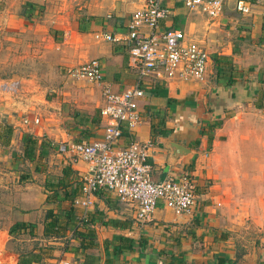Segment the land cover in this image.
<instances>
[{
  "label": "crops",
  "instance_id": "obj_1",
  "mask_svg": "<svg viewBox=\"0 0 264 264\" xmlns=\"http://www.w3.org/2000/svg\"><path fill=\"white\" fill-rule=\"evenodd\" d=\"M54 1L0 0V32L19 35L33 54L46 56L58 78L50 99L36 93L34 75L0 85V121L4 116L3 129L11 128L6 143L18 153L5 162L0 183L7 186L14 173L20 185L8 221H0V264H264V0H244L249 12L237 9L238 0H224L219 16L201 13V22L180 2L164 1L171 13L160 25L197 39L208 53L207 71L199 81L148 76L138 100L141 121L132 134L123 131L117 146L134 138L148 144L154 180L190 171L196 203L176 214L159 201L144 222L107 190L86 210L77 204L89 165L58 147L103 138V85L121 91L135 83L124 38L139 4ZM44 7L49 13L37 18ZM29 20L33 30L24 32L20 26ZM93 58L102 82L68 73ZM25 136L36 140L31 156ZM247 190L251 207L243 202ZM250 214L259 231L253 241L246 239Z\"/></svg>",
  "mask_w": 264,
  "mask_h": 264
},
{
  "label": "built area",
  "instance_id": "obj_2",
  "mask_svg": "<svg viewBox=\"0 0 264 264\" xmlns=\"http://www.w3.org/2000/svg\"><path fill=\"white\" fill-rule=\"evenodd\" d=\"M139 5L131 13L124 38L129 52L130 67L136 74L134 84L115 91L104 84L101 115L106 119L103 138L91 142L62 144L71 160L88 163L89 173L82 180L81 197L75 202L85 210L93 204L95 194L101 190L112 192L120 202L134 208L136 219L148 220L162 201L176 214L190 213L196 203V179L190 171L178 176L154 180L151 165L147 161L148 144L135 138L122 147L118 141L124 130L132 134L141 121L138 100L144 95V80L151 76L166 81H199L208 67V53L203 45L181 28L160 25L168 17L171 8L165 0H126ZM188 10L202 13L209 18L219 16L224 0H174ZM236 7L249 12L250 6L238 0ZM96 38L108 41L120 40L110 33H98ZM71 76L102 82L103 74L97 58L71 68ZM28 117L23 118L28 123ZM39 123V118H34ZM63 264H70L64 262Z\"/></svg>",
  "mask_w": 264,
  "mask_h": 264
},
{
  "label": "rangeland",
  "instance_id": "obj_3",
  "mask_svg": "<svg viewBox=\"0 0 264 264\" xmlns=\"http://www.w3.org/2000/svg\"><path fill=\"white\" fill-rule=\"evenodd\" d=\"M62 1L63 0L61 1L55 0L54 2H62ZM66 2H69V0H66ZM41 11H42V16L37 18L42 19L44 17V13L47 10L44 7L43 9H41ZM187 12H188L187 14H189L190 17L193 16L198 17L200 19V22L202 18L204 19V17H201L202 16L201 13H197L191 10H187ZM32 22L34 21H30V20L28 22L25 21L24 25L20 26L21 29L22 28L25 29L24 32L32 31L33 30L32 27L27 28L28 26L31 25ZM201 35L204 34L202 33ZM18 36L19 35H14L10 31L7 32V34H5V32H0V85L2 82L10 81L12 78H17V77L18 78L25 77L28 81H31L29 79L32 78L34 75L35 76L34 80L37 81L39 84L36 93L43 95L47 99H50L51 96L54 94L53 88H55L58 85L56 70L53 71L50 70V68L46 66L48 63H51L49 62L47 57L46 56L39 57L38 55L33 54L34 52L26 44H24V42L20 38H17ZM47 36L48 33L45 32V38L43 39V43H46ZM28 41L32 42V39H28ZM207 41L209 42L208 39ZM26 46H27V50L25 49ZM53 62L56 63L57 62L56 59H54ZM1 108H3L2 105H0V109ZM11 113L12 115H16L17 114L16 109H13ZM23 114L25 115L26 113ZM3 124H6L4 116L0 121V137H1V133L4 130ZM2 136H3L2 141H0V171L4 172L6 170L4 169L6 164L5 162L12 160L18 153L8 146V144L6 143L7 137L5 135ZM2 142L4 144H2ZM13 175L14 173L10 174L11 181L7 186L5 184L0 183V221L1 222L8 221L10 216L9 212L11 210L10 208L11 206H14V202L16 200L15 195H16V191L18 190L15 187L19 183H16V181L13 180ZM18 186L20 187V185ZM246 193H247V199L243 200V202H245L246 205L251 207L254 205V201L250 198L252 196V191L247 190ZM254 219H256V216H253L252 214L247 216V222H246L247 241H253V238L256 239L257 238L256 236L259 234L258 229L254 225V221H253Z\"/></svg>",
  "mask_w": 264,
  "mask_h": 264
},
{
  "label": "trees",
  "instance_id": "obj_4",
  "mask_svg": "<svg viewBox=\"0 0 264 264\" xmlns=\"http://www.w3.org/2000/svg\"><path fill=\"white\" fill-rule=\"evenodd\" d=\"M10 131H11V128L9 126H5L4 130L2 132V135H5L8 138L10 136V133H11ZM35 142H36V140H34L31 137H26V136L24 137V152H25L26 156H31L32 149H33ZM24 225L25 224L21 223V222L14 224V226H16V227H23ZM11 230H13V226L10 229V231Z\"/></svg>",
  "mask_w": 264,
  "mask_h": 264
}]
</instances>
